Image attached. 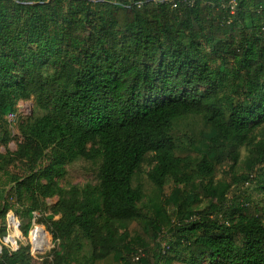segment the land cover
<instances>
[{
    "label": "trees",
    "instance_id": "1",
    "mask_svg": "<svg viewBox=\"0 0 264 264\" xmlns=\"http://www.w3.org/2000/svg\"><path fill=\"white\" fill-rule=\"evenodd\" d=\"M231 1L0 0V189L26 205L24 235L32 212H49L40 221L62 249L41 264H70L80 235L91 262L264 264V168L260 204L239 194L229 212L226 198L264 167V0H234L233 13ZM28 100L41 115L21 129V169L8 157L7 116ZM185 116L207 126L195 163L175 155L171 132ZM77 158L98 162L94 188L58 186ZM144 162L160 194L148 212L132 186ZM217 165L228 167L227 182L213 181ZM201 197L207 205L191 210ZM0 264H31V256L19 246Z\"/></svg>",
    "mask_w": 264,
    "mask_h": 264
},
{
    "label": "rangeland",
    "instance_id": "2",
    "mask_svg": "<svg viewBox=\"0 0 264 264\" xmlns=\"http://www.w3.org/2000/svg\"><path fill=\"white\" fill-rule=\"evenodd\" d=\"M95 1V0H94ZM116 0H112L114 2ZM120 1H130V0H120ZM166 1H172V0H166ZM87 33V32H85ZM225 80V86L229 84V76L226 77ZM224 86V87H225ZM22 112L21 114L11 113L13 114L12 120H9V131H10V141L7 145L8 149V157L11 158L13 165L17 168L22 169V161L17 155V151L19 148V143L21 141L20 132L22 127L29 121V119H33V117L41 115L40 111H37L34 107V103L32 100H28L22 103ZM261 129L264 130V124L261 126ZM207 131V126L200 116H185L182 118L177 119L174 122L173 129L171 132L172 138L174 139L176 143L175 148V155L178 157H184L189 156L192 159V162L195 163L199 159V156L197 152L195 151L194 147L198 146L196 143L199 134L201 132ZM240 156L237 166L234 168L232 173L236 176H239L244 173V167L243 162L246 157V151L244 148H241L239 150ZM0 153L5 154V148H3L0 145ZM12 166V170L14 171V167ZM263 166L260 165L255 168V170L251 173V180L249 182L232 185L230 189L228 190L226 194L227 198V206L229 207L227 210L230 212L232 210V200L239 194H244L245 197L248 199V201L252 204H260V198L262 196V191L260 189V182L263 180V177L261 176ZM150 169V167L147 165L146 162H144L140 169L135 173L133 180H132V186H140L143 192V198H142V207L141 209L145 212L149 211L150 206L153 202L156 201V198L160 194L157 192V189L148 181L146 177V172ZM97 171H98V162L97 163H91L89 161H85L81 158L74 159L70 163L66 164L63 167V172L55 177V180L58 183L59 187L68 188L69 186L76 185L79 187H83L85 185H89L91 188H94L97 185ZM231 173V174H232ZM229 171L228 167L226 165H217L215 168V172L213 174V181H225L227 182L229 180ZM173 188V184L171 182H168L163 189L162 193L163 196H166L170 193V191ZM5 193L9 192L8 196V203L11 205V208L9 209L10 212L13 213L15 216L19 226H25L28 218L24 214L23 209L26 207L20 206L17 203H15V198L13 196V192H10V187H6L3 189ZM0 189V206L2 204L1 201V194L4 192ZM6 196V194H5ZM57 197H51L45 199L46 207H51L56 202ZM207 205V199L204 197H201L198 202H195L193 205L190 206L191 210L194 211H200ZM141 206V205H140ZM1 210V209H0ZM17 210V211H16ZM168 214L170 215L171 219H176V208L175 207H168L167 209ZM17 212V214L15 213ZM48 211H46V215H48ZM229 214V213H228ZM57 216V215H56ZM56 218V217H55ZM0 227H2V217L0 213ZM28 230V229H27ZM80 245L81 248L78 251V253L75 256L74 261H72L70 264H119L116 262L112 257H108L101 261H95L91 262L89 258V246L87 244V241L84 237H81L80 235ZM170 241V238L168 234L166 233V229L162 230L158 242L160 243V246L164 249H166V246L168 245ZM62 249L61 246L57 248L58 251ZM29 253V251H28ZM30 255V253H29ZM49 253L38 255L36 256V259L34 256H31V264H41L43 261L47 260ZM174 264H180L179 262H175Z\"/></svg>",
    "mask_w": 264,
    "mask_h": 264
},
{
    "label": "built area",
    "instance_id": "3",
    "mask_svg": "<svg viewBox=\"0 0 264 264\" xmlns=\"http://www.w3.org/2000/svg\"><path fill=\"white\" fill-rule=\"evenodd\" d=\"M234 6L235 2L232 0L229 4L230 13H233ZM22 103L20 102L17 105L18 113L22 112ZM8 118L12 120L13 114H9L7 120ZM43 216L47 215L38 211L32 212L27 233L24 235L15 216L12 212L8 211L2 224L3 233H0V255L4 251L10 253L17 250L19 246H22L27 248L30 255L36 259L38 255L50 253L52 250L57 249L60 241L54 238L40 221ZM53 218L57 219V216H53Z\"/></svg>",
    "mask_w": 264,
    "mask_h": 264
}]
</instances>
